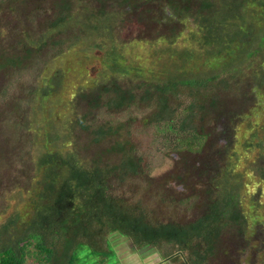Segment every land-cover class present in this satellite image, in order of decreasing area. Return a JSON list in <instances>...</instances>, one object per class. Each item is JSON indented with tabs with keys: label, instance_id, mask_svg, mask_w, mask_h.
<instances>
[{
	"label": "trees",
	"instance_id": "16d2710c",
	"mask_svg": "<svg viewBox=\"0 0 264 264\" xmlns=\"http://www.w3.org/2000/svg\"><path fill=\"white\" fill-rule=\"evenodd\" d=\"M24 1L0 0V6L11 2L20 6ZM54 4L56 19L41 40L67 47L66 58L73 57L76 46L93 43L92 51L103 54V59L94 75L74 92L85 100V111L79 115L70 105L68 118L50 110L47 130L53 131H47L43 150L34 161L30 206L23 212L26 226L9 242L2 237L11 226L17 229L18 218L0 229V264H80L84 251L93 264H106L114 254L106 247L107 235L113 232L125 234L137 246L161 249L171 260L182 256L190 264H210L225 246L226 227L243 234L248 224L240 194L243 179L254 175L264 184V156L251 162L250 154L238 161L230 157L218 165L222 167L218 171L216 159L202 157L195 167L208 187L199 214L184 220L170 211L163 219L165 215L140 197L148 170L130 132L132 117L116 123L105 120L102 111L119 113L135 105L149 108L146 122L162 127L164 147L173 156L209 150L212 131L204 124L225 117L229 91L239 89L247 79L252 81L253 94H259L254 89H264V0H89L87 6L80 0H54ZM116 5L119 11L113 9ZM78 6L83 9L75 17ZM125 12L168 26L166 35L151 41L163 47L136 52L132 51L139 44L135 42L131 52L125 53L126 45L117 44L113 37L117 20ZM72 30L75 41L71 36L68 41L61 37L55 41V34ZM26 37L31 44L32 38ZM181 41L185 45L178 47ZM142 54L151 58L139 61ZM17 62L14 58L13 64ZM77 131L89 135L90 142L79 143ZM228 139L227 147L232 141ZM51 142L53 149H49ZM254 146L245 139L242 151L248 153ZM161 192L158 188L149 196L163 203L167 198Z\"/></svg>",
	"mask_w": 264,
	"mask_h": 264
},
{
	"label": "rangeland",
	"instance_id": "374dc122",
	"mask_svg": "<svg viewBox=\"0 0 264 264\" xmlns=\"http://www.w3.org/2000/svg\"><path fill=\"white\" fill-rule=\"evenodd\" d=\"M82 3L87 6L89 0H80V4ZM7 5L0 6V229L15 216L18 220L17 229L11 226L10 231L3 235L2 241L5 242L15 239V235L23 232L26 226V215L23 212L25 206H30L27 200L28 191L32 187L31 175L34 173V161L39 157L46 142L47 129L52 118L50 110L55 108L59 113L67 114L68 118H71L70 104L79 115L85 111V100L75 96L74 92L80 84H84L85 78L94 75L96 68L99 69L97 64L103 59V54L92 51L93 43L76 46L73 57L70 58L63 55L67 47L57 46L49 40L37 51L36 45L42 42L43 31L47 27L50 29L51 23L56 19L58 7L54 0H25L20 6H15L17 4L13 2ZM94 5L97 8L101 6L99 2ZM83 6L75 7V17ZM117 7L118 5L113 9L119 11ZM162 23L149 18L139 19L137 13L132 15V12H125L117 20L113 37L117 44L126 45L125 53L131 52L135 42L139 44L132 51L142 52L149 47L156 51L163 46L160 43L152 45L151 41L156 42L159 37L168 33V26ZM26 35L32 38L31 44ZM54 36L55 41L60 37L61 40L68 41L70 36L72 41L76 40L73 30L67 31L66 35ZM184 42L186 43L185 40ZM184 42H179L178 47L184 46ZM19 55H29L21 69L5 60ZM150 58L148 54H142L139 61H148ZM192 65L188 62L187 68ZM56 82H59L57 93L52 90L56 87ZM251 86L252 81L247 79L241 82L239 89H231L225 100V117L204 124L207 131H212L208 145L210 147L211 143V148L201 154L181 153L178 157L173 156V152L164 147L162 127L146 122L149 108L135 105L119 113L102 111L105 120L116 123L125 122L132 117L134 122L130 126V132L140 154L144 156L148 170L143 183L140 184V197L165 215L163 219L171 215L170 211L184 220H191L199 214L206 200L204 189L208 187L200 169L195 167L202 157L208 155V161L216 159L218 171L222 168L218 165H222L225 159L227 162L230 157L238 161L239 157L243 159L245 155L250 154L251 162L264 156V89H254L259 94H253ZM45 88H48V92ZM38 94H43L45 99L42 100ZM232 111L239 113L234 115L237 119ZM228 124L231 125V130L227 128ZM220 126L225 130L227 128L229 135H232L228 147L226 143L220 144L219 133L213 132L221 131ZM212 127L215 130H211ZM219 127L220 129H217ZM78 131L75 135L79 143H89L91 137L84 132L78 134ZM52 135H56V132H52ZM245 139L251 140L255 146L244 154L242 142ZM49 149H53L52 142ZM213 149H219L221 157L215 155ZM261 163L264 164V159ZM211 167L214 169V165ZM243 180L240 194L248 224L241 236L236 229L227 228L225 246H222L223 249L215 255L211 264H264V184L254 175ZM133 187L135 186H128L127 190L131 191ZM158 188L163 190L161 193L167 198L163 203L149 196ZM106 247L114 252L106 264H179L183 261L182 257L171 261L156 247L137 246L121 232L109 233ZM87 253L84 251L81 254L80 264H93L91 259H85L89 257Z\"/></svg>",
	"mask_w": 264,
	"mask_h": 264
},
{
	"label": "flooded vegetation",
	"instance_id": "af4514ba",
	"mask_svg": "<svg viewBox=\"0 0 264 264\" xmlns=\"http://www.w3.org/2000/svg\"><path fill=\"white\" fill-rule=\"evenodd\" d=\"M41 39L42 40H45V38L42 36L41 37ZM42 42H44V41H42ZM40 44V43H39ZM38 44V45H39ZM46 44V42H44V43H41V45L43 46V45H45ZM38 45H36V49H37V51H39V50H41L42 49V46H39V47H37ZM30 53V52H29ZM15 59L18 61L17 63H15V64H13V60H14V58L13 59H11V58H8V60L7 59H5L6 60V62L8 63V64H11L12 66H16V67H18V69H21V67H23V64H24V62L22 61V60H24L25 61V56H23V55H19V56H17V57H15ZM20 61V62H19ZM23 62V64H22V62ZM44 95H46L45 93H44ZM42 100H44L45 98H44V96H43V94L40 96V95H38ZM47 96V95H46ZM71 105V104H70ZM53 109V108H52ZM54 110H55V108H54ZM222 118V117H221ZM229 126H231L230 124H228V126H227V128H229V130H231L230 129V127ZM226 128V130H225V128L224 129H222L221 131H214V132H218L219 133V135H220V137L221 138H218V139H220V144H222V145H225V143L227 144V139L228 138H231L232 137V135H229V133H230V131L228 130ZM218 129H220V127L218 128ZM225 130V131H224ZM226 134H228L229 136H225ZM210 138V137H209ZM209 140H211V138L209 139ZM218 147H222L221 145H218ZM219 150V149H218ZM215 151V154H221V153H219V151ZM229 227V226H228ZM228 227H226L225 228V230L224 231H226L227 230V228ZM225 235H226V232L224 233V237H225ZM182 257V256H181ZM180 257V258H181ZM216 257V256H215ZM215 257H214V260H215ZM169 259L171 260L172 258L171 257H169ZM213 260V259H212ZM212 260L210 261V264H211V262H212ZM172 261V260H171ZM183 261H184V264H190L189 263V261L187 260L186 261V257H184L183 258ZM177 263V262H176Z\"/></svg>",
	"mask_w": 264,
	"mask_h": 264
}]
</instances>
